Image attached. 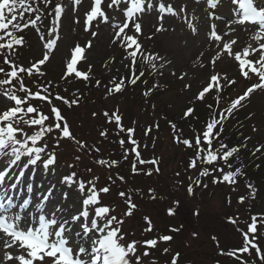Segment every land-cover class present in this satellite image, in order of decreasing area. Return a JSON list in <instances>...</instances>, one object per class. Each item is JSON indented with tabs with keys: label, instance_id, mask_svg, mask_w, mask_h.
I'll list each match as a JSON object with an SVG mask.
<instances>
[{
	"label": "rangeland",
	"instance_id": "rangeland-1",
	"mask_svg": "<svg viewBox=\"0 0 264 264\" xmlns=\"http://www.w3.org/2000/svg\"><path fill=\"white\" fill-rule=\"evenodd\" d=\"M190 1L194 5V8L190 10L191 12L187 7V1L184 0L179 4L170 3L178 13L176 16L166 14L163 21H161L158 19L160 13L154 9L139 18L142 35L139 36L138 42L142 46V51L145 54L160 57L159 60L153 61L156 65L155 70L148 63H144L145 66L153 73H158L159 82H163L167 78L169 81L177 83L172 90L176 97H173L174 100L170 101L168 105L169 111L174 114V117L171 118L173 121L188 104H191L196 91L205 84V81L212 74L219 73L221 76L227 75L229 79H235L236 83L231 85L232 87L226 85L225 81L221 82L230 90L233 87H238L240 83V92L246 84L259 82L258 77L244 81L237 70L238 62L234 59L235 52H242L243 48L250 43L255 46L254 41L251 40L252 32L249 31V27L255 30L254 26H244L243 28L238 26L239 29L235 34L228 32L227 21L229 19H227V15L231 16L235 10L231 0H219L215 9L208 8L206 0ZM163 2L167 6V0H163ZM57 3L65 8L57 32L53 34L54 37L58 38L53 51L49 53V60L42 66L38 65L45 74L40 77L44 79L45 87H49L50 95L53 94L51 88L56 89L59 85L64 86L72 81L73 78L70 76L62 83L61 77L63 68L67 66V62L71 59L72 50L77 45L85 49L74 66L77 71L85 74L91 73L94 78L105 79L115 75L123 76L129 65V59H125L127 54L124 48L119 43L112 42L115 30L111 24L93 21L90 24V30H84L83 21L85 13L90 11L91 0H81V3L75 6L71 0H51L46 12H53ZM108 3H110V0H104L102 7L106 14L112 17L113 12L107 8ZM38 6L41 11H45L42 3ZM73 7L76 9L75 11H73ZM181 7L184 8L183 12L180 11ZM209 12L214 13V16L225 18L223 25L226 26L227 30L224 33L218 27L220 21L208 18ZM117 19L122 21V16ZM51 20L52 16H47L41 28V32L45 36L44 41L40 39L41 33H38L34 28H29L22 33L24 45L18 50L16 56H10L9 58L14 59L16 63L23 66L31 65L42 59L46 51L43 48V43L49 38L46 29L51 27ZM188 21H191L193 26L198 29L196 35H193L191 29L188 28ZM206 21L207 31L210 32L211 25L215 23L218 34L223 37L224 41L231 39L237 41L236 44L232 45V56H229L223 50V44L215 45L206 42L207 32L204 27ZM157 27H161L163 30L157 33ZM92 32L98 33L95 38L92 37ZM225 33L228 34L225 35ZM127 34L133 35L134 30H128ZM188 37L193 41V46L187 44ZM89 41H91V47H86ZM201 52L204 53L202 57L200 56ZM217 53H219L218 57ZM197 57H200V62L204 64V67H200L199 64L195 63ZM248 58L255 61L258 59V55H250ZM213 60H215L214 64ZM72 75L75 74L72 73ZM160 75L163 77L161 78ZM49 81H51V85L48 84ZM29 84L31 85L32 82H29ZM185 85L189 87L186 89ZM98 91L100 90H92V94L88 91V94L83 97L74 94L73 99H77L78 104L74 108L68 106V111L63 108L72 129L73 137L71 139H59V135L47 134L55 143L52 147H55V153L58 156V162L54 167L45 165L32 154L21 151L16 145L7 143L4 145L6 149L3 150L2 160H0V164L6 163L11 154L14 156L12 161L16 162L15 171L22 167L26 168V170H18L12 173L5 184L9 183L17 174L28 175L29 183L32 186L34 180L38 181L37 185L34 183L35 195L38 199L43 198L45 200L44 215L51 223L49 231L56 230L64 234L67 240L66 244L68 242L73 246L66 245L72 249L73 258H76V253L83 250L80 256L82 264H92L93 258L98 255L96 243L99 239V232L96 229L91 231V233L96 232L95 239L92 242L89 240V236L83 232V226L87 224V228H89L93 225L95 218L90 212L92 207L85 203L88 192H83L76 183H68L62 179L70 169H73L87 181L99 177V180L95 181V189L99 192L105 206L114 209L109 215H115L118 219H123L120 228L125 240L121 242L126 246L127 242L137 241L135 255L141 257L142 264H153V262L155 264H170L169 258L176 256L177 253L180 261L184 263L213 264V259L223 260L225 257V255L223 257L221 253L220 255H217V253L225 251L231 244H234L235 247L241 246L239 228H246L244 230L247 232L248 227L242 220L241 213H244L245 209L243 208L242 212L238 213L241 205L239 202L234 201L239 196L235 190L230 189V191H227L215 188L214 185H211V181H206L205 184L208 187L204 188L202 186L198 188L197 192L195 190L194 199L186 196L188 187L186 189L184 187L188 185L189 177L193 179L196 176L200 166L198 165L197 169H188L187 165L185 166L187 153L182 145L181 136L187 135L192 139L195 134L193 128L188 130L187 126V128L181 129L182 134L180 132L174 133L179 137L180 142L178 143L174 139L175 137L165 128L161 130L160 127L159 130L151 127V125L155 126L156 120L146 102L141 104L138 97L136 99H124L118 97L115 93L103 95ZM0 101L3 103L0 104V109L10 105V102H4L7 101V98H3L2 95H0ZM247 102V108L253 116L249 122H246V126L250 128L252 133V140L248 143L246 149L256 151V146L262 145V150L257 152V155H261V152L264 153V90H256L250 95ZM117 109L119 114L123 115L122 128L124 131H117V134H115L112 128L113 121L109 123L104 112L107 111L111 116ZM93 113H96V115L93 116ZM250 122L254 125L251 126ZM45 126L51 125L47 121ZM126 127L135 128L136 132L133 134V140L139 142L141 152L145 149L141 154L142 159L150 161L152 157H156L159 160L158 167L161 168L159 173L154 171V167L150 164L139 168V162L128 151L130 145H128L125 138ZM147 127L151 129L146 135ZM143 128H145V132ZM253 128L256 130L253 131ZM102 131H106L107 135L101 137L100 133ZM25 133L18 135L17 139L23 141ZM121 140L124 141L123 146L120 143ZM80 142L85 147L81 148ZM37 147L44 148L41 145ZM96 149H99V151H96ZM125 150H127V157H125ZM48 153L49 150L45 149L42 157L47 156ZM77 157L79 159H76ZM101 159L105 160L106 164H98L97 161ZM112 161H116V164L109 167ZM34 166L37 167V171ZM134 166L136 169L138 167L135 173L133 172ZM155 166L157 167V165ZM149 168L152 169L151 175L146 174ZM87 169H91V172ZM29 173L33 175L31 176ZM177 173H179V176H177ZM118 177H123V181ZM103 187H108L110 191L107 194L100 192L99 190ZM150 189L152 190L151 195ZM65 192L67 197L64 195ZM117 192H126L128 195L125 194L123 197L125 199L120 201ZM129 196L133 199L132 203L137 206L133 209L131 216H125L124 213L128 210L126 201ZM152 196H155V198L153 199ZM174 201H179L180 205L176 214L170 216L167 214V210L169 207H175ZM254 201L256 212L264 214V192L259 199ZM196 204L200 205L199 208ZM193 208H198L200 211V217L198 216L197 219L198 224H196V218L192 212ZM81 210L83 211L81 212ZM228 213L239 214L232 216V218L238 220L236 222L238 228L234 229L231 223L226 220ZM74 214L76 217L73 216ZM143 215L151 220L152 230L150 232L144 231L148 225L145 223L144 217L142 218ZM60 219L65 221L62 225H57L55 221L58 222ZM31 227L36 228L39 226L32 222ZM170 228L180 230L174 233L169 231ZM193 233L197 235L194 237ZM162 235H169L172 239L164 243L159 240ZM255 235L260 244V246H257L264 253V238L259 234ZM213 237L216 239L213 240ZM148 239H156L157 245L149 248L143 243ZM165 249H168V251L165 252ZM4 251L11 250L0 247V264H8L3 260ZM145 251L148 252L147 256L143 255ZM251 253L253 254L254 250ZM132 258L134 259V256ZM256 262L263 264L258 260ZM11 264H18V262L13 260ZM34 264H39V262L34 261ZM47 264H51V261L49 260ZM95 264H99L98 258L95 259Z\"/></svg>",
	"mask_w": 264,
	"mask_h": 264
},
{
	"label": "snow or ice",
	"instance_id": "snow-or-ice-1",
	"mask_svg": "<svg viewBox=\"0 0 264 264\" xmlns=\"http://www.w3.org/2000/svg\"><path fill=\"white\" fill-rule=\"evenodd\" d=\"M72 4L79 5L81 0H71ZM199 2V0H197ZM219 0H206L207 7L210 9H215ZM40 3L43 4L45 11H41L38 6ZM104 0H91L90 11L85 13V19L83 21L84 30H90V24L93 21L102 22L104 24H111L112 28L115 30L113 43H119L126 52L125 59H130L131 64L135 66L138 61L137 53L140 52L139 60L142 62L148 63L153 70H155L156 65L153 63L154 60H159V56L148 55L142 51V46L138 42L139 36L142 35V27L139 23V18L142 17L145 13H150L154 9L160 13L158 19L163 21L166 14H171L173 16L178 15L172 4H167L163 0H110V3L107 4V8L112 10L113 16L109 17L106 12L103 10ZM51 0H0V56H3V64L8 67V71L4 67H0V75L5 78L0 79V95L6 97L9 101L14 102V106L8 107L7 110L3 111L0 114V146L7 144L16 145L21 151L32 154L36 159L42 158V153L45 151L44 148L37 147V142L41 140L46 134H51L53 132L59 133V139L69 138L71 139V133L67 125L66 120L61 115L60 110L54 105L51 107V117L54 118L56 123L54 126L46 127L45 124L49 121L50 116L43 114L38 108L33 107L29 103L30 100L39 99L40 101H47L49 105H52V100L49 98V88L43 87L41 91L44 93H49V95H41V91L33 93L29 88L25 86L24 83V74H27L28 77L33 76L34 70L35 73L40 76L45 75L41 71L38 65L42 66L49 60V53L53 51L58 37H54L53 34L57 32L59 23L62 17V14L65 11L64 6L60 3H57L53 9V12L47 13L46 10L49 8ZM232 5L238 6L234 10V18L227 21L228 32L236 33L237 28L233 26H258L253 29L249 27V31H252L251 40L254 41L255 46L250 43L247 47L243 48L242 52H235L234 59L238 62V73L244 79H253L258 77V83H252L242 95L238 96L236 99L231 101V104L223 110H220L219 118L215 116V111L213 110V118L206 124L201 139L200 135H197L195 142H191L189 139H183L182 143L189 149L195 150L194 158H190L188 164V169H197L198 162L200 165H214L215 163L222 162L229 171H225L224 167L213 168L212 171L219 172L222 174L221 177L213 176L211 183L213 185L221 182H228L229 184L236 183V177L241 175V168H236L235 171H232V164L229 163V158L233 156L234 153L238 152L237 147L228 148L224 143H220L219 147L213 148V141L216 140L219 136V132H215L214 129L217 125L222 127L223 121L227 120L229 116L233 113L234 109L242 106V103L246 101L251 94L256 90H264V0H260L259 5L254 3V0H231ZM36 5V6H34ZM73 7V11H75ZM180 11L183 12L184 8L181 7ZM238 12V16L235 13ZM26 14H34L35 18L29 17L25 20ZM51 15V27L46 29L48 39L43 43V48L46 51L43 54V58L39 61L33 63L31 67H25L22 64H18L14 59H10V56L15 55V46H22L24 41L22 37L16 35L17 32L23 31L24 29L32 28L36 29L38 33H41L40 39L45 40L44 34L41 32V28L44 25V20L47 19V16ZM122 16V21L118 20V17ZM208 18L224 22L225 18L223 16H214V13L209 12ZM79 23V21H77ZM205 31L207 32V43L220 45L223 44V50L227 52L229 56L233 55L232 45L236 44L235 39L224 41L223 37L218 34L217 25L213 23L211 25V31H207L208 25L207 21L205 22ZM188 28L191 29L193 35H196L198 29L193 26L191 21H188ZM134 30L133 35L127 34L128 30ZM163 29L161 27L156 28V32L159 33ZM97 32H92L91 35L93 38L97 36ZM228 33H225L227 35ZM151 38V37H149ZM86 47H91V41H89ZM85 51L84 48H81L77 45L72 50V55L70 61L67 62V70L64 72L61 77L62 80L70 78V74L74 73L76 77H84L88 79L87 75L83 72L77 71L74 67L77 63V60L81 58V54ZM203 52L200 53L202 57ZM250 55H258V59L253 61L248 57ZM219 53H217V57ZM196 64H199L200 67H204V64L200 62V57H197L195 61ZM215 60H213V64ZM163 67V65H161ZM144 75V72H140L138 76L130 79L128 83L136 84L137 81ZM183 78V77H182ZM13 80L17 81L19 84L18 89L15 86L8 87L13 84ZM115 80V77L113 78ZM221 81H225L226 85L231 86L236 83L235 79H229L227 75L221 76L219 73L212 74L208 80L205 81V86L202 87V90L195 96V100L202 101L205 98V94H210L211 91H215L216 101L219 104L221 93L223 91L224 85ZM100 81H96V86H100ZM125 83V79L122 77L119 83H115L114 88L109 87L107 89V94L111 95L113 92H120ZM51 85V81L48 82ZM40 88L39 85H37ZM155 87V85H154ZM189 86L185 85L187 89ZM26 93V95L21 98L17 95L16 92ZM151 91V90H149ZM145 96L148 95V92L144 93ZM57 100H64L63 97L57 95ZM65 104H69L68 100H64ZM78 103L77 99L71 100V105ZM24 104H28L27 108L23 107ZM212 106L209 105V108ZM193 108L189 107L184 113V118H188L193 113ZM227 113V114H225ZM96 113H93L95 116ZM105 117H108V122L111 123L114 119L118 129L124 131L120 126L121 117L113 112L111 116L107 111L104 112ZM63 122V127L61 123ZM31 126H39L40 131L33 134H25L23 141L17 139L19 133L25 132V128H30ZM175 128V125H172ZM256 129L253 128V131ZM133 129H127L129 134L130 142L135 145L137 142L132 139ZM148 134L147 132L145 133ZM101 137L107 135L106 131L100 133ZM55 139V137H54ZM179 143V137L176 138ZM29 142H31V147H29ZM123 146L124 141H120ZM207 145L204 147L203 145ZM58 146V141H57ZM47 147V145H45ZM80 147L83 148L85 145L81 142ZM99 151V149H96ZM132 151L136 153V160L141 164H152L157 165L155 171L159 173L160 169L158 167L159 160L153 159L150 161H145L140 159L139 153L136 152V148H132ZM256 151H260L258 147ZM125 157H127V150H125ZM76 159H79L77 157ZM45 165L55 164V155L51 154L47 159L43 161ZM98 164L104 165L106 161L101 159L97 161ZM116 161H112V164L115 165ZM71 167V166H70ZM258 167V165H257ZM91 172V169H87ZM137 171L136 167H133V172ZM148 175L152 174V169L149 168ZM76 173L72 172L68 175H65L64 179L69 182H75ZM199 177H208L212 175L208 167H202L198 173ZM179 176V173H177ZM111 179V177H109ZM123 181V177H118ZM99 177H95L93 180L87 182L82 179L78 182V187L83 191L90 193L87 196L85 203L95 206L99 203V197L95 189V181H98ZM189 180H192V177H189ZM202 183L201 179L197 178L188 185L187 191L189 195L193 194V185L200 186ZM91 185V187L89 186ZM204 188H207V184H203ZM251 189L253 195L255 189L251 184L248 185ZM100 192L107 194L110 189L108 187H103L99 190ZM150 195L152 190H149ZM120 197H124L125 193L120 192ZM154 199L155 196H152ZM244 197H240L239 201L243 202ZM128 204V210L124 213L125 216H131L133 214V209L136 208V205L132 203L131 196L128 197L126 201ZM175 207H169L167 210L168 215H175L178 211L180 202L174 201ZM108 206H99L95 207V220L93 221V228L99 232L98 239V255L93 258L92 264H95V259L102 260L103 264H130V260L134 256L136 264H142L141 257L135 255L137 252V241L133 240L127 242L126 246L121 241L125 240L124 234L121 233L120 225L123 223V219H118L115 215H109L111 211ZM198 215L197 213H194ZM8 219L0 216V229L3 231V236H0V243L3 244L5 249H10L11 251H4L3 260L11 264L14 260L18 264H34V261H38L39 264H47L50 260L51 264H82V259L80 258V253H76V258H73V251L70 247L66 246L65 240L61 237L59 231H49L48 225L41 220L39 227L35 229L29 227L27 223L23 225L26 226L27 230H18L17 227L13 226V223L6 222ZM145 223L148 225L145 232H150L152 230V224L149 217H144ZM228 222L235 224L236 221L231 217L228 218ZM257 217L253 216L251 218V223L248 225L247 232L243 233L244 246L230 251L227 253L229 256H236L237 252L245 253L248 252L250 248L255 249L256 255L260 258L261 261H264V254L261 253V249L257 246L253 240L249 239V235L256 233L257 228ZM177 228H170L169 231H179ZM194 237L196 233L192 234ZM7 237L11 238L9 243L6 239ZM172 239L169 235H162L159 237L161 241H170ZM216 238L213 237V240ZM146 246L155 247L157 245L156 239H148L143 242ZM165 252L168 249L164 250ZM144 256L148 255V252L143 253ZM178 255V254H177ZM155 264V262H153ZM172 264H176V257H173ZM247 264V262H243ZM255 264V261H253Z\"/></svg>",
	"mask_w": 264,
	"mask_h": 264
},
{
	"label": "trees",
	"instance_id": "trees-1",
	"mask_svg": "<svg viewBox=\"0 0 264 264\" xmlns=\"http://www.w3.org/2000/svg\"><path fill=\"white\" fill-rule=\"evenodd\" d=\"M138 61L133 66L131 64V61L129 65L127 66L126 73L121 76V75H115L113 77H108V78H94L91 73L86 74L88 79L85 78H74L70 83L67 85L61 86L59 85L56 89L51 88V93L59 95L64 98V100H68L69 104L71 103V100H73V95L78 94L80 97H83L85 94H88V91L91 93L92 90H100L98 92L102 93L103 95H108L107 94V89L109 87H113L115 83H119L120 79L123 77L125 79V83L122 87V90L120 92H113L118 97L128 99V98H137L139 99L140 103L142 104L143 102H146L147 105L151 108V112L153 113L156 123L155 125L157 128L161 130L165 128L166 131H169V133L174 136L178 137L174 133L180 132L181 134L183 133L181 131L182 128H187L188 130L193 128V131L195 132V135H200L201 139H203L202 133L203 130L206 126V124L210 121V119L213 118V110L215 111V116L218 119L220 115V110L226 109L230 104L233 99H236L239 96V92L237 90H230V88L226 87L224 85L223 91L221 93V98L219 101V104H217L216 101V95L217 93L215 91H211L210 94H205V98L202 101L195 100L194 95V100L191 102V104H188L186 106L182 113L177 115L175 117V121L171 120L172 117H174V114L169 111L168 105L170 101L174 100L176 97V94L172 92L173 87L177 85L176 82H171L167 78L164 79L163 82H159V75L158 73H153L150 69H148L144 62L139 60L138 55ZM1 62L3 61V57L1 56ZM144 72V75L140 77V79L137 81L136 84H131L128 83V81L135 76H138L140 72ZM115 77V80L113 78ZM162 78L163 76L160 75ZM32 80L37 79L36 76H31ZM67 79L62 80V83H64ZM99 80L100 86H96V81ZM104 80V81H103ZM15 86L17 89L19 85L15 82L12 84ZM12 85L8 86L11 87ZM155 85V87H154ZM27 88H32L31 85L25 84ZM105 89V90H104ZM32 90V89H31ZM151 90V91H149ZM202 89H199L201 91ZM50 92V91H49ZM148 92V95L145 96L144 93ZM21 98H23L26 93H21L19 91L16 92ZM199 93V92H198ZM92 94V93H91ZM169 95V97H168ZM174 97V98H173ZM34 101L30 100L29 103L33 104ZM68 104V106H69ZM78 104V103H77ZM41 107H44L49 109L51 106H57V102L53 101L52 105H47V104H39ZM66 105V104H65ZM64 109L68 111V107H65ZM209 105L212 107L209 108ZM23 106L27 107L28 104H24ZM35 106V105H34ZM74 108V105H71V108ZM193 108V113L188 117L184 118L183 113L189 108ZM248 106L242 103V106L238 107L237 109L233 110V113L229 116L227 120L223 121L222 127L220 125H217V127L214 129L215 132H219L220 136L213 141V148L219 147L220 143H224L228 146V148L232 147H237L238 152L234 153L232 157L229 158V163L232 164V171H235L236 168H241V175H238L236 177V183L235 184H229L228 182H221L215 184V188L219 189H225L227 191H230V189L235 190L236 194L239 195L235 198L236 203H240L241 208L239 209V214L242 212L243 208L245 209L244 213L242 214V220L245 222L246 227L251 223V218L253 216L257 217V224L256 228L257 231L256 233H253L251 236H249L250 240H253L257 245L260 246L258 243V239L255 234H259L262 238H264V214H261L260 212H256V207L254 206V200L259 199L261 194L264 192V153L261 152V155H257L258 151H255L254 149L248 150L246 149L248 143L251 142V132L250 128L246 126V122H249L250 118L253 116L252 112L248 110ZM117 112L119 114V111L117 109ZM49 114V113H48ZM227 114V113H225ZM121 118H123V115L119 114ZM53 122V121H52ZM257 122V121H256ZM54 123V122H53ZM251 126L254 125L251 123ZM113 125V123H112ZM164 125V126H163ZM172 125H175V128L172 127ZM33 128V129H32ZM167 128V129H166ZM33 132H38L40 131L39 126H31L29 128L30 133L32 134ZM187 130V131H188ZM55 134H58L57 132H53ZM193 138V137H192ZM69 140V138H67ZM183 139H189L191 142L194 143V139L192 140L189 138L187 135H182L181 136V142ZM183 145V143H182ZM204 147H207V145H203ZM184 150H186L187 153V160H185V166L190 162V158H194L195 155V150L194 149H189L186 146H184ZM260 150H262V147H260ZM260 152V151H259ZM199 170L202 167H208L210 172H212V175H209L208 177H199L198 173L196 176L192 179L189 180L188 185L192 183L193 180L199 178L201 179L202 183L200 186H195L193 185V194L189 195L188 193L186 196L188 198L194 199V191H198V188L202 187L205 182L212 181L213 176L221 177L222 174L219 172H214L212 171L213 168H219V167H224L225 171H229V169L222 163V162H217L214 165H200L198 162ZM258 165V167H257ZM161 170V168L159 167ZM107 184V183H105ZM251 184L252 187L255 189V193L253 195L251 189L248 187V185ZM188 185L184 187L186 189ZM213 185V184H211ZM120 192H117V197L121 200H124L125 198L119 196ZM126 195H128L125 192ZM226 195V194H224ZM240 197H244L243 202L239 201ZM133 200V199H132ZM228 200V199H227ZM226 200V201H227ZM136 205V204H135ZM199 208V204H196ZM137 206V205H136ZM198 208H193L192 212L193 215L196 218V224H198V216L200 217V211ZM138 209V208H137ZM194 214V213H197ZM229 212V211H228ZM238 213H228V216L226 220L228 221V218L233 215H239ZM145 215L142 216V218ZM235 220L234 218H232ZM238 222V220H235ZM233 228H238L235 224L231 223ZM246 229V228H244ZM240 229L239 228V234H241V241L239 247H235L234 244H231L228 249L225 251H221L217 253V255L225 257L223 260H212L213 264H243V262H247V264H253V261H255V264H258L256 261L260 262V258L256 255V251L254 250V253H251V248L249 249L248 252L245 253H240L237 252L236 256H229L227 255L228 252L239 249L244 246V240H243V233L246 232V230ZM194 232V231H193ZM174 233H177L176 231ZM167 243V242H164ZM262 253V252H261ZM178 254V253H177ZM264 254V253H262ZM173 257H176V264H191V263H184L180 261L179 254L176 256H172L170 259V264H172ZM230 261V262H229ZM234 262V263H232ZM264 261H261V263ZM132 264H136L135 260H132Z\"/></svg>",
	"mask_w": 264,
	"mask_h": 264
},
{
	"label": "bare ground",
	"instance_id": "bare-ground-1",
	"mask_svg": "<svg viewBox=\"0 0 264 264\" xmlns=\"http://www.w3.org/2000/svg\"><path fill=\"white\" fill-rule=\"evenodd\" d=\"M184 0H167V4L175 2V3H182ZM187 1V7L190 10H192L194 8L193 3L190 0H185ZM260 0H256V4L259 5ZM235 9L238 7L236 5H234ZM191 12V11H190ZM238 12L235 13L236 16H238ZM234 16L233 14L227 15V19H233ZM218 27L219 29L224 33V31L227 30L226 26L223 25L222 22L218 23ZM258 26H254V28H256ZM237 29H239L238 26H236ZM254 31V30H253ZM252 32V31H251ZM185 39V38H182ZM187 44H189L190 46H193V41L188 37L187 38ZM21 192H24L28 195H30V193L28 191H26L24 188H22ZM3 197L0 198V216L5 217L6 219H8L6 222L9 223H13L14 227H17L18 230H24L26 231L27 228L25 225H23L24 223H27L28 225V220L29 218L31 220H33L35 223H37L38 225L40 224L41 220H43V216L40 212V208L37 205L34 204H28V203H24V202H20V201H16V200H11V204L9 206H7V197L5 196L4 193L2 194ZM5 211V212H2ZM29 226V225H28ZM30 227V226H29ZM3 231L2 229H0V236H3ZM8 240V242H11V238L7 237L6 238ZM0 247H3V244L0 243Z\"/></svg>",
	"mask_w": 264,
	"mask_h": 264
}]
</instances>
